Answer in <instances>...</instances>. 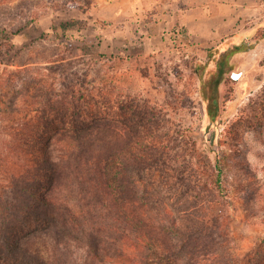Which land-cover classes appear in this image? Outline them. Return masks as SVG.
Instances as JSON below:
<instances>
[{"label":"rangeland","instance_id":"374dc122","mask_svg":"<svg viewBox=\"0 0 264 264\" xmlns=\"http://www.w3.org/2000/svg\"><path fill=\"white\" fill-rule=\"evenodd\" d=\"M63 1L7 0L0 4V110L13 112L18 95L29 94L32 76L47 71L57 54L67 58L60 79L90 90L105 88L117 117L122 114L119 100L129 107L133 102L149 103L154 108L148 113L153 124L146 122V129L155 130L172 149L169 162L180 170L194 164L193 181H186L192 186H181L180 171L170 180V187L159 185L173 198L175 214L182 226H188L186 232L192 239L190 256L183 255L180 264H264V0H243L244 14L229 23L220 40H203L175 26L169 31V46L156 54L145 50L139 35L125 33L112 40V31L117 32L112 23L95 21L93 14L77 8H65ZM74 19L78 22L61 43L53 26ZM147 28L146 33L155 31ZM84 38L90 46L87 53L64 51L67 42L79 43ZM10 42L16 50L8 56ZM242 43L254 46L228 58ZM129 122L132 130V119ZM11 126H16L12 120L0 121L2 149ZM129 132L125 142L130 144ZM108 142L117 146L123 141L111 136ZM208 156L212 161L222 160L215 173L223 191L204 176L211 172ZM161 176L159 172L146 179L159 184ZM184 192L195 198L187 200ZM34 236L33 251L41 252L35 257H9L6 264H53L47 232ZM185 238H173L172 245Z\"/></svg>","mask_w":264,"mask_h":264},{"label":"trees","instance_id":"16d2710c","mask_svg":"<svg viewBox=\"0 0 264 264\" xmlns=\"http://www.w3.org/2000/svg\"><path fill=\"white\" fill-rule=\"evenodd\" d=\"M96 3L64 0L62 6L87 13ZM77 22L53 26L61 43ZM87 44V39L67 42L64 51L87 53ZM7 45L11 56L15 45ZM253 46L242 43L227 57ZM57 57L47 71L32 76L29 94L18 95L13 112L0 110L1 122L16 125L6 133L5 149L0 147V264L9 257L38 255L41 251L34 252L31 241L40 232H47L53 264H180L183 255L190 256L192 239L175 214L173 198L160 186L170 187L178 171L184 178L181 186H192L186 181H193L194 164L180 170L169 162L172 149L155 130L146 129L153 124L149 103L129 107L119 100L122 114L117 117L105 88L65 84L60 78L67 58ZM128 131L130 144L125 142ZM111 136L123 142L107 143ZM207 166L208 183L223 191L215 173L222 160L208 156ZM159 172L164 175L159 184L146 179ZM182 196L195 198L189 192ZM182 235L187 238L173 246L172 239Z\"/></svg>","mask_w":264,"mask_h":264},{"label":"crops","instance_id":"0c3cea01","mask_svg":"<svg viewBox=\"0 0 264 264\" xmlns=\"http://www.w3.org/2000/svg\"><path fill=\"white\" fill-rule=\"evenodd\" d=\"M244 7L243 0H97L84 14L112 23L117 28L112 40L125 33L139 35L145 50L156 54L169 46V31L178 25L203 40L222 39L223 30L244 14ZM119 22L126 24L118 28ZM145 25L155 31L146 33Z\"/></svg>","mask_w":264,"mask_h":264}]
</instances>
